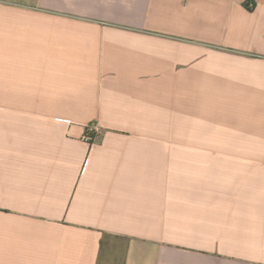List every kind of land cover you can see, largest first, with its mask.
Instances as JSON below:
<instances>
[{
	"label": "crops",
	"instance_id": "obj_1",
	"mask_svg": "<svg viewBox=\"0 0 264 264\" xmlns=\"http://www.w3.org/2000/svg\"><path fill=\"white\" fill-rule=\"evenodd\" d=\"M263 148L264 0H0V264H264Z\"/></svg>",
	"mask_w": 264,
	"mask_h": 264
},
{
	"label": "rangeland",
	"instance_id": "obj_2",
	"mask_svg": "<svg viewBox=\"0 0 264 264\" xmlns=\"http://www.w3.org/2000/svg\"><path fill=\"white\" fill-rule=\"evenodd\" d=\"M262 148H258V147H252V148H238V150L241 151H246L247 153H251V154H259L262 150H260ZM264 150V148H263ZM264 152V151H263ZM120 247H117V250L119 251ZM119 253V252H118ZM115 264H118V259L115 260Z\"/></svg>",
	"mask_w": 264,
	"mask_h": 264
},
{
	"label": "built area",
	"instance_id": "obj_3",
	"mask_svg": "<svg viewBox=\"0 0 264 264\" xmlns=\"http://www.w3.org/2000/svg\"><path fill=\"white\" fill-rule=\"evenodd\" d=\"M96 134H97V130L95 128L90 127L87 129L84 139L88 141H92L96 136Z\"/></svg>",
	"mask_w": 264,
	"mask_h": 264
}]
</instances>
